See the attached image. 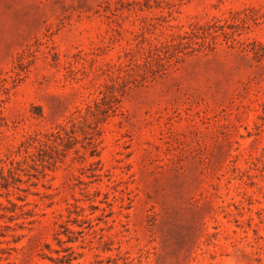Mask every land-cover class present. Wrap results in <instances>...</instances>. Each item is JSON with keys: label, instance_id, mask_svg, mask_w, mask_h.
Returning <instances> with one entry per match:
<instances>
[{"label": "rangeland", "instance_id": "374dc122", "mask_svg": "<svg viewBox=\"0 0 264 264\" xmlns=\"http://www.w3.org/2000/svg\"><path fill=\"white\" fill-rule=\"evenodd\" d=\"M244 9L63 149L136 44L121 25L165 38ZM263 47L264 0H0V264H264Z\"/></svg>", "mask_w": 264, "mask_h": 264}, {"label": "trees", "instance_id": "16d2710c", "mask_svg": "<svg viewBox=\"0 0 264 264\" xmlns=\"http://www.w3.org/2000/svg\"><path fill=\"white\" fill-rule=\"evenodd\" d=\"M246 10L230 11L231 23L228 22V19L224 23L221 22V19L206 21L204 23L198 21L192 23L189 30L172 32L165 38H161L160 36L154 38L143 36V39L140 40L138 32L128 30L121 25V29H116L119 31V35L124 31H130L134 34L136 44L134 47L124 48L123 54L119 56V62L108 64V68L104 71L107 79L101 90V97L96 99L93 105H88L85 113H81V110H79V114L72 118L71 130L73 131L71 133L73 135H69L63 149H68L71 147V144L78 141L77 126L87 125L86 128L90 129L87 134H90V132L97 130L96 128L111 113H114L118 109V92H125L132 84L143 85L155 80L164 75L168 70L184 62L188 56L197 54L202 50L215 49L218 43L217 39L221 34L226 39H229L239 31L240 22H245L248 18L257 19L256 15L259 11L255 14H248ZM157 26L159 24L153 23L152 20L148 22L144 21V24L141 26V32L145 35L146 32H150L152 29L157 28ZM227 29H233V31L230 33ZM242 43L244 44V42ZM254 43L255 41H252V45ZM250 44L248 43L242 48L245 47V50H249L248 46ZM60 126L63 127L62 129H65L66 134H69L66 126ZM51 135H54L56 138L63 137L60 130ZM49 139L47 138V140L43 141L44 146H48L50 142L57 143V140L49 141ZM90 142L96 150L93 137L90 139Z\"/></svg>", "mask_w": 264, "mask_h": 264}]
</instances>
